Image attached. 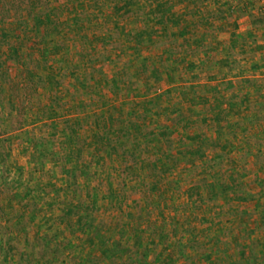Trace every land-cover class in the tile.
<instances>
[{"label":"trees","instance_id":"16d2710c","mask_svg":"<svg viewBox=\"0 0 264 264\" xmlns=\"http://www.w3.org/2000/svg\"><path fill=\"white\" fill-rule=\"evenodd\" d=\"M108 1L110 3L107 4L111 5V8H109L110 11L107 14L109 13L115 21L120 23V32H122L125 40L123 47L121 45L112 46V49L122 52V49L126 50V48L139 50L142 47H152L155 48L153 50L157 51L155 56L157 58L154 61L150 54V57L146 55L135 56L137 57L135 64L137 80H133L134 75L128 72V64L125 63L103 85L111 92L120 95L124 93V89L129 94L132 87L140 88L144 86L147 91L146 94L149 95L151 91L155 92L154 98H146V104L150 107L157 105L160 109H163L161 103L164 100H159L170 94L169 86L176 80L180 81L182 85V88H179L181 95L185 96L191 93L188 96V101L194 103L196 97L198 98V88L192 81L198 76L199 72L207 67V61L211 58V54L209 50L205 49L204 43L198 42L195 36H186L188 28L183 26L184 23L179 17L172 15L173 4L171 0H164L163 2L159 0ZM194 2L196 1L194 0ZM103 6L104 4H99L98 0L95 4L88 6V9L85 6L78 5L76 0H0V23L10 20L16 31V34L7 37L5 41L7 42L12 38L23 39V46L18 47L17 50H8L0 54V64L5 61L7 64L13 63L18 68V72L14 76H10L8 69L5 70L4 79L0 76V97L8 95L11 99L7 107L9 120L6 121V126H8L7 122L10 123V120L20 123L24 115L34 114L35 122L43 124L39 127L40 138H37V136L29 138L32 149L31 161L36 165H42L45 161L55 160L58 154L52 144L56 138L55 136L62 134L64 143L67 145L64 146L68 148L75 163L74 166L61 167L63 174L67 177L69 189L73 190V195H76V191L79 190L77 185L79 179H82L81 177L86 180L94 175L97 179L100 173L104 175L106 172L109 189L113 195L112 199L116 196L114 200L110 199L108 208L102 210L99 201L101 198L97 197L99 195L97 192L99 191V185L94 186L92 189L90 186L87 187L86 197L91 199L88 203L85 201L79 203L73 202V200L69 201L66 208L55 218L56 223L65 226V234H73V238L65 239L62 242L59 241V237L54 235L51 229V232L42 235L40 230H35L31 226V233H29L30 229L26 231L23 229L25 232L23 243L25 245L19 252V248L14 242L17 239V234L14 230H9L11 236L7 238V241L0 240V255L5 259L10 256L17 257L20 260L19 264H171V262L179 261H184L186 264H199V259L202 257L207 258L212 253L214 255L212 261H207L204 258L202 264H264V243L262 244V242L252 238L254 234L264 229V203H261V208L256 207L255 210L241 206L246 202H252L255 195L245 189L244 182L239 176L244 177V174L234 172L232 161L227 159L229 165L224 166L226 155L223 152L220 137L218 136V139L213 138L214 140H212V138H208L211 137L208 133L188 131L192 129L190 128L191 125H207L208 128L210 126L214 128V125H219L221 122L226 123L223 113L218 112L214 116V108L211 106V113L206 114L204 118H192L184 113L183 100H180L179 103L168 105L167 109L164 108L163 113H158V115L161 114L166 117V120L162 122L154 119L156 114H153L154 117L148 118V110L145 111V107L139 110V105H143L139 102L135 104L133 110L123 108V106L109 107L106 103L101 107H108L107 109L103 110L100 107L99 110L93 111L96 107L94 104L95 99L89 98L87 100L90 103L89 105V103L86 104L81 100V102H75L76 97L71 95L69 101L80 104L82 109L80 113L86 115L91 127H93L94 134L90 140L91 142L81 138L77 132L78 126L81 125L78 113H72L67 117L64 115L65 108L63 106L66 103L61 95V89L64 88L67 73L74 77L72 82L74 89L76 88L75 84L77 88L78 84H81V87L91 93L99 92L100 87L98 86L99 83L92 86V83L96 81L92 74L100 78L107 77L99 66L106 61L111 63L112 60L99 54L98 56L103 62L95 63L98 58L94 54L97 45L100 48H106V42L109 43L112 34L107 38H103L104 40H98V42L93 41V38L92 40L89 37L85 38L82 34L87 25L91 26L99 21V18L93 21L92 15H103L101 13L104 10ZM24 13H26L25 17L23 16ZM127 19H130L129 26L126 25ZM41 24L43 26L42 31L31 30L34 25L39 26ZM252 25L254 29L256 28V33L250 32L245 37L235 35L234 38H243L245 42L249 40L257 44L258 38L264 35L258 30L264 28V18L260 20L253 18ZM174 27L179 29L178 33L170 30ZM104 31V29L100 30L101 33H105ZM106 32L110 33V29L107 28ZM26 36H28L27 40L25 39ZM0 38H6L1 28ZM88 42L94 43L88 49H84L87 47ZM194 42L198 43L197 48L200 47V50L196 51L197 48H191ZM258 47L262 49L264 46ZM72 48L76 49L75 52L72 51V64H67V67H65L66 64L61 60L62 58H59V55L66 52L69 55L68 51ZM188 54L194 57L199 56L200 60L189 63L186 60ZM54 57L55 64H59L58 68H54L55 64L51 61ZM87 66L91 71L87 72V78H84V82H82V77L86 76L82 71L86 70ZM188 76L190 77L187 78ZM163 88L165 89L159 92ZM155 100H158L159 103L158 101L154 102ZM242 103L246 105L243 100ZM200 104L203 106L207 102L201 100ZM147 105L145 106L147 107ZM4 106L1 101L0 108L4 109ZM89 106H92V108H89ZM57 108L61 112L57 113ZM66 114H69L68 111ZM171 117L173 123L167 124ZM8 127L6 131L9 130ZM229 128L231 130L232 127ZM44 129H46V132L43 133ZM236 129L239 130L240 128ZM261 134L260 132L257 135L260 136ZM147 135L153 137L154 142L158 140L165 146L161 152L160 164L158 165L154 162L148 163V158L143 157V155L140 156V153H138L139 149L136 142H141V139ZM235 136V133H233L232 137ZM7 141L8 138L3 140L6 143ZM188 142L190 143L188 144ZM211 145H213L212 148L215 151L212 157L209 153ZM145 147L152 150L153 143L148 142ZM253 153L252 151L248 154L251 156ZM261 153L263 152H260V155ZM86 154L92 159L97 154H102L101 161L96 164L88 160L85 161ZM2 156L4 157L3 154ZM129 160H132V163L134 162L133 164L136 166L140 164L143 172L147 173L145 177L136 176L131 178L133 181L135 179L139 180L136 182L135 189L138 191L144 189L147 194L144 211L140 207L133 214L126 213L127 206L125 210L123 208L124 205H127L125 192L120 191L113 194L115 193L113 178L110 175L111 171L108 169L110 166L119 172L123 189L127 185L126 182L129 180V176L134 175ZM178 163L188 167L189 173L192 169L194 175L198 168H204L208 171L207 175L195 176L197 179H192V181H195L186 191L187 202L180 209L190 208L192 212H196L205 208L207 203L212 202L216 205L224 198H228L233 202L237 201L236 207L229 204L222 208L219 207V209L216 208V211L214 210V226L215 224L219 225L214 230V243L210 239L209 242L212 243V247L201 254L198 252L201 247L199 246L201 242L199 236H190L189 234L191 231L188 228L191 227L190 220L185 218L181 221L180 210H175L172 206V211L167 216L164 213L166 202L163 201L164 195L159 188L170 187L172 191H175L176 184H179V181L173 178L174 165ZM152 169H154L155 180L150 181L149 174ZM216 170H218L217 174ZM193 174L192 176H194ZM256 175L257 181H259L258 184L262 186V181L259 179L258 174ZM29 178L30 180L33 179L32 171ZM149 181L150 183H148ZM34 193L33 189L31 190L28 187L22 196H18L19 202H24L22 221L28 220L31 225L35 223L38 213L41 211V208L38 207V201L30 200ZM151 196L158 197L156 202L159 203L158 210L155 208L156 205L154 207V204H152L151 200L153 198ZM114 202L116 203L114 204ZM30 204L36 207L30 209L28 214ZM111 209L120 210V212H123V216L134 219L130 224L117 223L118 227L116 226V228L126 233L124 238H122L124 234L119 238H107L102 234L105 229L107 230V227L102 224L96 214L99 211ZM156 211L158 213L157 217L153 219V213ZM225 211L234 219V227L232 224L230 228L229 224L226 228L227 224L223 222ZM26 215H28L27 219H25ZM143 215H146L147 220L152 219V221L143 224ZM251 221H253V227H251ZM178 228H182L180 230L182 233L175 237L178 234ZM79 235H81V238ZM79 241L80 243H78ZM87 243L92 247H88ZM95 246L97 252L93 254L92 251ZM80 249H82L81 253L78 254L77 252ZM193 252L195 253L192 254ZM92 254L95 255V258L91 257ZM82 256L84 260L81 258ZM170 257H172L171 260Z\"/></svg>","mask_w":264,"mask_h":264},{"label":"rangeland","instance_id":"374dc122","mask_svg":"<svg viewBox=\"0 0 264 264\" xmlns=\"http://www.w3.org/2000/svg\"><path fill=\"white\" fill-rule=\"evenodd\" d=\"M78 1V5L85 6L86 9H88V6L95 4L97 0H76ZM99 4L102 3L104 4L103 10L101 13L103 15H92L93 21L96 20V18H99V21H96L93 23V25H87L85 28V31L82 33L83 36L89 37L94 39L93 41H97L103 38H107V36H112V39L109 40V43L106 42V48L104 47L100 48L96 47V53L94 54L96 58H98L95 63L103 62L99 58V54L101 56H107L109 57L112 62L109 63L106 61L103 65H100L99 68H102L104 71V74L107 76L106 78H100L99 76H95L92 74L95 78L96 81L92 83V86H100L99 87V92H87L84 87H81V84L77 85L75 84V89L72 87V82L74 77H71L68 73L66 74V78L64 81V88L61 89V95L64 98L65 105L63 108L64 110V115L70 116L72 113H78V116H80V124L78 127V134L81 136V138H85L87 140H91L94 130L93 127H91L89 120H87L86 115L84 113H80L82 111L80 104H75L72 103L70 100V96L73 95L76 97L74 100L75 102H84L86 104L89 103L87 101L89 98L95 99V108L94 110H99L103 104L107 103V106L113 107V106H123V108L133 110V107L135 104L138 102L143 104L142 106L139 105V110L141 108H144V110H148V118L149 117H154L153 114H156L154 119H158L159 121H164L166 120L165 115H158V113H163L165 109H167L168 105H172L175 103H179L180 100L182 101V108L184 109V113L192 118H204L206 114H210V107L212 106L214 108V97L216 98L217 101H219L221 104H230L232 101L238 102L240 105H237L235 108L239 107L241 109L244 104H241L240 101H242V97L239 93H242V91H238V94L234 95H229L227 96V92H230L234 90V87H236V82H237V90L241 88H248L252 91L253 95L251 94L245 101L248 102V106L246 105L245 108H247L249 111L242 112L245 113L244 118L246 120H242L241 124L240 123H234L230 124L229 122L231 120L227 119L226 114L223 113V117L226 118V123L221 122L219 125H214V128H208L207 125H195L192 126L188 131L190 132H203V133H208L209 136L208 138L218 139V136L220 137V142L221 146L224 149L223 152H225L226 155V162H224V166H228L229 163L227 164V159L232 161L234 164H232V169L234 172H238L239 174H244V177H242V181L244 182V187L245 189L254 194L255 198L252 202H246L242 204L244 208H250L254 209L256 207L261 208V203H264V153H261L259 151H256L254 149L255 147H258V141L255 138V136L258 137V140L260 138L264 139V79L257 78V79H242V83L237 80L235 83H232V81H225L229 77H234L238 73V66L234 65V63H226L224 62L221 64V67H218L220 69H217L215 64H218L219 60L222 58H227L233 54L232 51H239V56L243 54V56L250 60L252 62L251 66V73L253 76H259L264 74V59L263 57L259 58V53H262L264 51V47L262 49H259L258 46H264L263 42V37L258 38V43L254 44L251 41L247 40L248 42L245 45V40L243 38H237L235 39L234 36L232 35L230 38L229 44L222 46V48H226L228 46V50L224 51L225 49H219L220 48V43L216 44V37H214V31L220 32L222 31L221 26H230L229 22L236 17H242L243 15L248 17L252 23V19H262L264 18V0H171L173 4V9H172V15L175 17H179L180 20L184 23L183 26L188 28V31L186 32V36H195L197 38L198 42H203L205 45V49L210 51L211 58L207 61V67L199 72L198 76L193 79L192 83L197 86L198 90V98L196 97V101L194 103H191L188 101V96L191 94H186L185 96L181 95L179 88H182V85L180 81L174 80V83H171V86H169L170 94L167 95L165 98L159 100L164 102L161 103V106L163 109H160L157 105L155 107H150V105L146 104V98H154L155 92L151 91L149 92V95L146 94V88L140 87H132L129 94H127L126 90L124 89V93L122 95L120 94H115L111 92V90L107 89L106 86L103 84L106 82V80H109L111 78L112 74L118 72L125 63L128 64V72H130L131 75L133 76V80H137V77L135 75V72L137 68L135 67L136 62H137V57L135 56H150L154 59L156 56L157 51L153 50L155 48H145L142 47L139 50H130V48H126V50L122 49L123 53L120 50L117 49H112V46H124L125 45V40L123 39V34L120 32L121 25L118 21H115L109 13V8H111V5L107 4L110 3L108 0H98ZM163 2L164 0H159ZM166 1V0H165ZM106 6V7H105ZM91 10V9H90ZM26 13L23 14L25 17ZM67 15V13H65ZM66 17V16H64ZM70 17V16H69ZM102 19V20H101ZM214 19H216L218 22L214 23ZM109 20V21H108ZM226 20V23H222L220 21ZM105 21H107L105 23ZM127 24L130 25L129 21L130 19H127ZM176 22V21H175ZM169 26V25H168ZM31 27V26H30ZM253 27V25H252ZM0 28L4 32V36L6 35V38H0V54L2 52H7L8 50L15 51L18 49V47L23 46L22 45V38H12L9 41H5L7 37L16 34V31L14 30V24L11 25L10 20H7L5 23H0ZM16 28V27H15ZM107 28L110 29V33L106 32ZM130 29V27H128ZM222 28V29H221ZM254 28V27H253ZM104 29L105 33H101L100 30ZM182 29V28H181ZM256 29V28H255ZM254 29V30H255ZM33 31H42L43 26L42 24L37 26L34 25V27L31 29ZM170 30H173L174 32L178 33V28L174 27L171 28ZM260 32L263 30L258 29ZM172 32V31H171ZM108 33V34H107ZM263 33V32H262ZM217 34V35H219ZM23 36V34H22ZM238 36V35H237ZM28 38V36L25 37V39ZM84 38V39H85ZM218 38V36H217ZM234 39V40H233ZM27 40V39H26ZM90 40V39H89ZM107 41V40H106ZM94 42H88L84 49H88L91 44L93 45ZM197 42H194L192 44V49L197 48ZM216 44V45H215ZM78 45V44H77ZM79 46V45H78ZM218 46V47H217ZM172 47V46H171ZM150 49H152L150 51ZM200 50V47L197 48L196 51ZM221 50V51H220ZM72 51L75 52L76 49L72 48L68 52L70 53H64L63 55H59V58H62L65 62L67 67V64H72L73 57H72ZM150 51V53H149ZM192 51V50H191ZM194 55V54H193ZM149 56V57H150ZM185 56V55H184ZM133 57V58H132ZM103 58V57H102ZM186 60L189 63H193L196 60H200V57H194L191 56V54L186 55ZM259 58V60H258ZM51 60L53 64H55L54 60ZM198 62V61H196ZM256 62V63H255ZM102 64V63H99ZM59 64H55L54 68H58ZM63 66V65H62ZM98 66V65H97ZM240 67V66H239ZM9 70L10 76H14L16 72H18V68L12 63V64H7L5 61L0 64V76L2 79L3 75L5 73V70ZM85 71V72H84ZM90 68L87 66L86 70H83L82 72L86 75L82 77V82H84V78H87V72H90ZM11 72V73H10ZM56 70L54 71V73ZM245 72V71H243ZM232 75H231V74ZM241 75H245L247 73H240ZM188 76L187 78H189ZM178 80V79H177ZM192 80V79H189ZM101 81V82H100ZM176 81V82H175ZM219 81L220 83L218 84L220 87L217 89V86H215L217 83L214 84V82ZM234 82V81H233ZM75 83V82H74ZM102 84V85H101ZM222 84V85H220ZM244 84V85H243ZM109 85H111L109 83ZM166 88V87H165ZM160 89V91L164 90ZM258 89V90H256ZM158 94V91L156 92ZM222 95L225 97L222 98ZM5 96V95H4ZM3 97H0V102ZM91 98V99H92ZM223 99V100H221ZM81 100V101H80ZM204 100L207 102V104H204L201 106L200 101ZM158 100H155L156 102ZM158 101V103H159ZM209 101V102H208ZM243 100V102H245ZM219 103V104H220ZM6 107L4 109L0 108V122L3 120V112L2 110L7 109L8 104L3 103ZM92 104V103H91ZM226 104V105H227ZM75 105V106H74ZM90 105V103H89ZM147 105V107L145 106ZM98 106V107H97ZM166 106V107H165ZM89 108H92V106H89ZM103 110L107 109L108 107H101ZM159 108V109H158ZM165 108V109H164ZM233 108V110H235ZM58 109V108H57ZM92 110V109H89ZM214 110V109H213ZM68 111L69 114H66ZM160 111V112H159ZM61 112L60 109H58L59 113ZM150 112V113H149ZM210 112V113H209ZM160 117H158V116ZM229 116V114L227 113ZM34 114L30 115H24L22 117V120L20 123H17L16 121H11L10 123L7 122L8 126H6V122H1L0 123V133L4 131L5 133L8 132H14L15 134L12 136H7L2 139V135H0V240H3V242L7 241V238L11 236V231L9 230H14L17 234V239H15V245L18 246L19 252L20 250L23 249L25 243L24 241V236L25 232L23 229L29 230L32 227H34L35 230H40L41 234L44 235L46 232H51L53 231L54 235L59 237V241H64L65 239L68 240L73 238V234H65L64 231H66L65 226L56 223L55 218L56 216L60 215L61 211L66 208L67 202L72 201L73 202H89L91 200L90 198L86 197V190L89 188L92 189L94 186H98L99 191L97 195L100 201V204L102 205V210H106V207L108 208V204L110 205V199L114 200L116 196L112 199V193L110 192L109 189V183L108 180L106 179L107 175L106 172L103 175V173H100V176L96 179L94 175H92L90 178H87L84 180L83 177L82 179H79L78 182V191H76V195H73V190L69 189L68 183H67V177L65 174H63L61 167L62 166H74V161L72 157L70 156L69 150L66 147V143H64V136L62 134L56 135L55 140L53 142V146L56 149L57 152V157L54 160H48L45 161L42 165H38L40 168H37L38 166L31 161V155H32V149L29 144V138H40V130L39 127L42 126L43 123L35 122L34 120ZM15 118V117H14ZM251 121L250 125L252 130H254V133H250L248 131L247 134L243 137L242 135L232 137L231 132L234 131L238 132L236 128H243L247 126L249 127L247 121ZM172 117L169 119V122L167 124H172ZM261 123V124H260ZM243 124V125H242ZM230 126H232L230 130ZM260 126V127H259ZM7 127L9 130L6 131ZM194 128V129H193ZM22 129V130H21ZM214 130V131H213ZM46 132V129L43 130V133ZM260 136L256 135L257 133L260 134ZM60 133V132H59ZM201 134V133H200ZM219 134V135H218ZM5 138H8L7 143L3 142ZM207 138V139H208ZM214 138V139H213ZM139 139V138H138ZM134 140V139H132ZM153 137L144 136L143 139H141V142H136V146L138 147L140 153V156L143 155V157L148 158V163L149 162H154V164H160V155L162 150L164 149V145H162L161 142H154ZM139 141V140H138ZM91 142V141H90ZM153 143V149H147L145 145L147 143ZM190 142H188L189 144ZM236 144V145H234ZM66 145V146H64ZM69 149H70V142H69ZM213 145H211L210 148V154L211 157L213 156V153L215 152L213 150ZM234 147V149H233ZM254 152L251 156L248 154L249 152ZM149 152V154H148ZM259 152V155H258ZM4 155V157L2 156ZM101 156L102 154H97L93 159L92 157H88L86 154L84 159L85 161H91L94 162L93 164L99 163L101 161ZM129 163H131L132 167V172L134 175L129 176V180L126 182V186L123 187L122 189V180L119 177V172L117 170H114L112 167L109 166V170L111 171V176L113 178V185H114V191L117 194L120 191L125 192V196L127 198V205H124V210L126 206L128 209L126 210V213L129 212L133 214V212L138 211L140 207H142L143 211L146 206V198L147 194L144 192L145 190L143 189L138 191L135 189L136 182L139 180H134L131 178H135L136 176H146V172H143V169L140 167L141 165H134L132 163V160H129ZM138 164V163H137ZM154 168V167H152ZM108 170V171H109ZM174 170L175 173L173 175V178L178 179L179 184H176L175 191H172V189L169 188H159L161 189V192L163 193V201L166 202L165 205V210L164 213L167 214L172 211V207H174L175 210H180V219L181 221L188 219L190 220L191 227H188L191 229L190 231V236L195 235L199 236V241L200 244V251H198L200 254L205 252L206 250H209V248L212 247V243L209 242L211 239L212 242L214 243V230L219 226L218 224H215L214 226V218L213 214L214 212L223 206L232 204V206L236 207L237 201L233 202L228 198H224L220 200L216 205L214 203H207L205 208H202L199 211L192 212L190 208L188 209H180L184 204L187 202V189H189L193 184L194 181L192 179H197L195 176H204L207 175L208 171H206L204 168H198L197 171L195 172V175L192 173V169H190V173L188 172L189 168L184 166L181 163H178L174 165ZM33 172V179L29 178L30 172ZM218 173V170H216V174ZM192 174L194 176H192ZM215 174V173H214ZM258 174L259 179L262 181V186L258 184L259 181L256 178ZM109 176V175H108ZM95 178V179H94ZM131 179V181H130ZM30 180V182H29ZM149 180L153 181L155 180L154 178V169L151 170L149 174ZM133 181V182H132ZM150 181L148 183H150ZM30 188L31 190L35 192L33 194V197L30 200H37L38 201V207L41 208V211H39L37 219L35 220V223L32 225L26 221H22V213H23V203L19 202V195H23V193L26 192L27 188ZM88 187V188H87ZM75 188V187H74ZM219 189V188H218ZM216 191V189H215ZM144 192V193H143ZM94 193V192H93ZM92 197V195L90 194ZM89 196V197H90ZM153 198L152 204H154V207L156 205V210H158L159 203L157 202V198L155 196H151ZM116 202H114L115 204ZM172 206V207H171ZM264 206V204H263ZM33 204H30L28 206V214L30 209H34ZM161 208H163L161 206ZM215 208V209H214ZM217 208V209H216ZM147 209H149L147 207ZM228 209V207H226ZM188 210V211H185ZM215 210V211H214ZM25 211V212H26ZM174 211V210H173ZM123 212L118 211L117 209H111L108 211H99L97 212L96 216L100 221H102V224L106 225L107 230L105 229L102 234L105 235L107 238H119L122 236L124 238L126 236V233L123 231H119L118 228H116L117 223H127L130 224L134 220L132 217L129 216H123ZM145 213V212H144ZM146 214V213H145ZM157 211L153 213V219L157 217ZM19 215L21 216L19 218ZM27 216L25 219H27ZM143 224L144 222L147 221H152V219L147 220L146 215H143ZM14 217V218H13ZM197 220H195V219ZM223 222L226 223V228L230 224V228L234 227V219L229 216V213L225 211V215L223 216ZM146 224V223H145ZM253 221H251V227H253ZM118 227V226H117ZM184 227V226H183ZM18 229V230H17ZM51 229V231H50ZM182 228H178V234L175 235L179 236L182 231ZM186 230V229H185ZM237 230V229H236ZM121 234H120V233ZM31 233V229L29 231ZM195 233V234H194ZM81 238V235H79ZM254 240H257L258 242L264 243V229L252 236ZM76 242V241H75ZM100 242V240H99ZM80 243V241L78 242ZM89 243V242H88ZM88 247H92V245L88 244ZM211 243V244H210ZM82 245V244H81ZM97 248L96 246L94 247L92 253L95 254V251ZM81 250H78V254L81 253ZM92 250V249H91ZM193 252L192 254H194ZM92 254V258H95V255ZM203 255V254H202ZM210 256V257H209ZM207 258H205L207 261H212V257L214 256L212 253L209 254ZM65 258V257H64ZM63 258V259H64ZM83 258V256L81 257ZM172 257L169 259L171 260ZM204 258L202 257L199 259V264L203 263ZM61 259V260H63ZM68 259V257H67ZM84 260V258H83ZM20 260L17 257H8V258H3L2 255H0V264H19ZM61 264V263H58ZM171 264H186L184 261H179V262H171Z\"/></svg>","mask_w":264,"mask_h":264},{"label":"crops","instance_id":"0c3cea01","mask_svg":"<svg viewBox=\"0 0 264 264\" xmlns=\"http://www.w3.org/2000/svg\"><path fill=\"white\" fill-rule=\"evenodd\" d=\"M215 22H218V21L216 19H214V23ZM220 22L226 23V20H222ZM229 24H230V26H221L223 29L221 28L222 31L220 32V34L218 32H216V31H214V37H216V39H217L216 44L217 43L218 44L220 43V48L219 49H225L224 51H227L228 50V46H226V48H222V46H225V45L229 44L230 38H231L232 35H241V36H244L245 37L248 33H250V32L256 33V31H257V30H254V28L252 27V23H251L250 19L248 17L244 16V15L242 17H239V18L236 17L235 19L231 20L229 22ZM261 32L264 33V28H263V30ZM217 34H219V35H217ZM217 36H218V38H217ZM262 37H263V40H264V35ZM247 43L248 42H246L245 45ZM263 44H264V42H263ZM232 52H233V54L231 56H229L227 58H222L221 60H219L218 64H215L216 67H217V69H220L218 67H221V64H223L224 62H226V63H232L233 62L235 66L236 65L238 66V68H237L238 73L236 74V76L229 77L225 81H232V83H235V81L239 80L242 83V79H251V78L257 79V78H260V77H261V79H264V74L263 75H259V76H255V75L253 76V74L250 71L251 70L250 68L252 66V62L250 60L246 59L243 56V54L241 56H239V54H238L239 51H237V50L236 51H232ZM258 55H259V58L260 57H263V59H264V51H262V53H259ZM259 58H258V60H259ZM243 71H245V72H243ZM241 72L242 73H247V74H245L243 76V75L240 74ZM215 83H217L215 86H217V89H218L220 87L218 85L220 82L219 81H216V82H214V84ZM220 85H222V84H220ZM237 85L238 84L236 82V87H234V90H232L230 92H227V96L228 97H229V95L238 94V91H242V93H239V94L241 95L242 100L245 101L251 94L253 95L252 91L250 89H248V88H245V87L244 88H241L240 90L239 89L237 90ZM256 90H258V89H256ZM224 97L225 96L222 95V98H224ZM214 100H215V103H214V116L218 112L224 113V114H226L227 119L228 120H231L229 122L230 124H234V123H240L241 124V121L242 120H246V118H244L245 113H242V112H246L247 113L249 111L247 108H245L246 105L248 106V102L249 101H245L246 105L245 104L243 105L245 107H242L241 109H239V107H237V109H236L235 107L237 105H240L238 102L236 103V102L232 101L229 105L227 103H226L227 104L226 105V104H221L219 101L216 100L215 97H214ZM221 100H223V99H221ZM1 101L3 103L10 104L11 99L9 98L8 95H6V96H4L2 98ZM240 103L243 104L242 101H240ZM233 108H235V110H233ZM2 112H3V115L4 116L2 117L3 120L1 122L8 121L9 118L7 117L8 116L7 115V109L2 110ZM227 113L229 114V116L227 115ZM247 122H248L247 125H249V127L245 126L244 127V130H243V128H240V130L238 132L233 131L232 133H235L236 137L239 136V135H242L244 137L245 134L248 133V131L251 134L254 133V130H252L251 125H250V122L251 121L249 120ZM14 134H15L14 132L5 133L3 131L2 132V136H3L2 139L4 137L12 136ZM0 135H1V133H0ZM255 138L258 141V147H255L254 149H256V151H259V152L261 151V152L264 153V139L260 138V140H258V137L257 136H255ZM234 145H236V144H234ZM0 147H2V146L0 145ZM233 149H234V147H233Z\"/></svg>","mask_w":264,"mask_h":264}]
</instances>
